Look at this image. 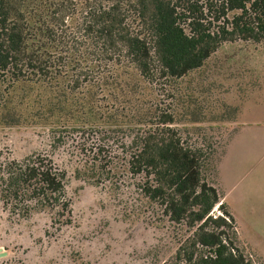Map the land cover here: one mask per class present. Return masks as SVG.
Listing matches in <instances>:
<instances>
[{
	"label": "trees",
	"instance_id": "1",
	"mask_svg": "<svg viewBox=\"0 0 264 264\" xmlns=\"http://www.w3.org/2000/svg\"><path fill=\"white\" fill-rule=\"evenodd\" d=\"M237 40L264 42V0H0V78L36 92L28 120L81 155L77 176L116 184L126 172L133 213L169 228L174 250L157 264H255L216 187L235 129L216 148L178 126L204 115L189 78ZM65 180L42 153L0 161V203L19 218L51 212L68 225Z\"/></svg>",
	"mask_w": 264,
	"mask_h": 264
},
{
	"label": "rangeland",
	"instance_id": "2",
	"mask_svg": "<svg viewBox=\"0 0 264 264\" xmlns=\"http://www.w3.org/2000/svg\"><path fill=\"white\" fill-rule=\"evenodd\" d=\"M188 81L196 88L193 95L204 113L200 123L178 125L188 129L189 134L183 133L190 142L213 137L217 148L220 134L235 129L215 169L216 187L252 260L260 264L264 262V42L224 44L200 75ZM8 85L0 78V161H19L33 153L50 157L66 174L71 215L68 225L64 218L56 221L51 212L19 218L0 203V264H157L155 258L167 259L174 250L169 228L147 212L133 213L132 183L126 172H118L116 184H94L77 176L81 155L67 146H53L49 127L28 120L38 110L32 102L36 92H13ZM182 85H188L186 80ZM200 127L204 131L198 132ZM212 214L221 216L222 211L216 206Z\"/></svg>",
	"mask_w": 264,
	"mask_h": 264
}]
</instances>
